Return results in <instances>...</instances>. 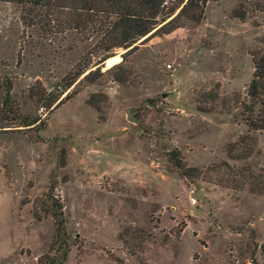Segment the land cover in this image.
<instances>
[{"label":"rangeland","instance_id":"374dc122","mask_svg":"<svg viewBox=\"0 0 264 264\" xmlns=\"http://www.w3.org/2000/svg\"><path fill=\"white\" fill-rule=\"evenodd\" d=\"M20 14L0 0V264L53 253L39 202L49 186L66 221L62 264H264V191L248 186L249 172L264 183V130L248 133L247 157L226 153L247 133L239 113L264 0H207L198 23L153 32L161 22L134 48L111 50L106 72L94 39ZM174 150L198 177L178 173Z\"/></svg>","mask_w":264,"mask_h":264},{"label":"trees","instance_id":"16d2710c","mask_svg":"<svg viewBox=\"0 0 264 264\" xmlns=\"http://www.w3.org/2000/svg\"><path fill=\"white\" fill-rule=\"evenodd\" d=\"M20 5V20L26 26H34L41 31L76 32L84 39H94L97 51L103 56L96 61L101 63L111 50L117 47L126 48L138 38L150 32L161 22L153 32L167 33L182 27L187 23H198L203 17V10L207 0H3ZM177 10V11H176ZM132 46L131 48H134ZM130 48V49H131ZM129 49V50H130ZM253 71L245 88L246 100L241 103L240 117L247 127V133L239 136L236 141L226 146V153L231 159L247 157L255 149V138L249 132L264 130V34L257 38L250 50ZM109 67L106 71H109ZM96 67L95 72L98 71ZM84 70V69H83ZM82 71V70H81ZM79 71V72H81ZM68 74L61 79L64 91L78 76ZM94 70L88 71L83 78L89 82L96 81ZM5 93L2 107L10 110L9 89L10 80L5 81ZM54 95L47 105L55 99ZM18 123L22 126L38 127V118L16 114ZM241 149L240 154H233V150ZM170 161L183 177L196 178L200 170L195 167H183L177 151L169 153ZM249 190L261 194L264 183L261 175L249 172ZM53 186L40 198L39 202L45 212L49 213L53 222L52 240L49 252L42 255V264H62L69 251L65 232V218L60 200L52 193ZM34 217L39 220L37 213ZM133 254V253H132ZM42 259V260H41Z\"/></svg>","mask_w":264,"mask_h":264},{"label":"water","instance_id":"95a60500","mask_svg":"<svg viewBox=\"0 0 264 264\" xmlns=\"http://www.w3.org/2000/svg\"><path fill=\"white\" fill-rule=\"evenodd\" d=\"M139 42V41H138ZM136 43H133L132 45H130V46H128V47H126V48H123V52L124 51H126L127 49H129V48H131L132 46H134ZM112 56H108V57H106L100 64L101 65H103V67H104V69H107V68H109L110 66H112V65H114L116 62H112V63H110V60H108V59H110ZM119 57V60H120V56H118Z\"/></svg>","mask_w":264,"mask_h":264},{"label":"bare ground","instance_id":"6f19581e","mask_svg":"<svg viewBox=\"0 0 264 264\" xmlns=\"http://www.w3.org/2000/svg\"><path fill=\"white\" fill-rule=\"evenodd\" d=\"M111 60H114V59H111ZM115 60H118V59H115Z\"/></svg>","mask_w":264,"mask_h":264}]
</instances>
